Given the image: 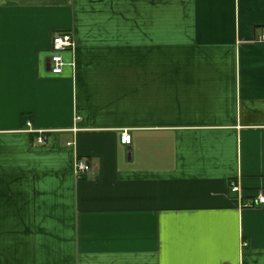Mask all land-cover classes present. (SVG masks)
<instances>
[{
  "label": "crops",
  "instance_id": "0c3cea01",
  "mask_svg": "<svg viewBox=\"0 0 264 264\" xmlns=\"http://www.w3.org/2000/svg\"><path fill=\"white\" fill-rule=\"evenodd\" d=\"M263 32L264 0H0V264H264Z\"/></svg>",
  "mask_w": 264,
  "mask_h": 264
},
{
  "label": "built area",
  "instance_id": "2783aa9c",
  "mask_svg": "<svg viewBox=\"0 0 264 264\" xmlns=\"http://www.w3.org/2000/svg\"><path fill=\"white\" fill-rule=\"evenodd\" d=\"M260 40L264 41V32L260 35ZM76 47L74 37L71 32H61L56 34L52 40L51 53L49 58L50 72L53 76H60L63 73L66 62L64 59L65 53L73 50ZM40 134L41 131H40ZM120 142L122 145L131 144V135L127 130H124L120 135ZM46 139L40 135L36 140L37 146L46 145ZM70 145V143H68ZM91 166L87 161L79 159L76 162V173L78 177H82L88 173H91ZM230 191L234 194L240 193V187L236 182L231 183ZM259 203H264V198H258Z\"/></svg>",
  "mask_w": 264,
  "mask_h": 264
}]
</instances>
